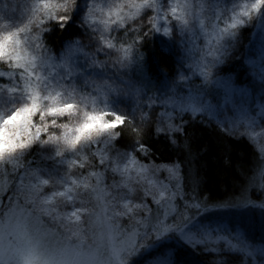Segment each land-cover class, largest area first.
<instances>
[{
	"label": "trees",
	"instance_id": "obj_1",
	"mask_svg": "<svg viewBox=\"0 0 264 264\" xmlns=\"http://www.w3.org/2000/svg\"><path fill=\"white\" fill-rule=\"evenodd\" d=\"M106 1L105 5L108 4ZM137 1L111 0L108 4L111 9L121 8L122 12L102 21L89 0H0V39L4 42L0 49V115L10 114L20 104L30 102L36 104L35 111L39 112L34 127L20 131L23 136H35L36 139L13 156L19 170L25 174H40L48 181L41 188L42 194L59 187L56 183L61 179L59 175L78 179L80 184L75 189L73 204L93 210L87 183L92 184L96 173L101 175V182L109 191L119 195L122 188L117 174L111 169L114 159L132 155L143 164L161 168L179 162L180 187L193 194L205 207L222 206L235 210V205L246 209L247 204L252 203L251 215L255 218L258 211L264 215V204L258 202L264 199V189L260 188L264 182V157L260 159L256 141L226 123L218 124L206 114L191 119L166 118L157 100L135 76L131 66L133 61L139 60L148 78L174 82L186 46L182 42L180 23L173 17L169 16L167 22L161 19L156 28L153 17L157 15L152 7H144L134 15L124 12ZM168 8V0H162L161 17ZM165 27L170 29L168 35L164 34ZM251 31V24L234 30L216 69L217 77H228L236 86H251L254 78L246 61ZM14 33L18 35L15 40L6 38ZM106 41H110L111 46ZM29 58H40L42 68L31 65ZM28 69L31 72H26ZM82 70L88 71L86 79L95 92L88 90L90 88L86 93L80 91L83 87L78 78ZM109 75L123 78L126 83L107 90L103 81ZM27 84L30 87L48 85L52 93L45 91L49 95L46 99L35 100L30 95L31 89L25 86ZM24 86L25 93L22 92ZM64 90L71 91L73 96H68ZM93 95L107 104V113L123 119L113 131L104 132L97 139L96 134H92L75 143L76 154L63 161L62 153L71 140V135L64 139L65 133L77 127L86 113L101 111L89 102ZM56 97H60L59 103ZM70 105L76 107L72 109L68 107ZM97 106L104 109L102 104ZM53 107L66 110L47 116V110ZM42 123L45 127L37 131ZM180 126L185 135L179 139L181 143L188 142L189 152L173 147L168 136L160 134ZM50 136L61 139L54 143L42 142L48 141ZM102 145L100 157L98 151ZM226 159L228 163H225ZM260 172L263 173L260 184L257 190H251V183H258ZM83 182L87 183L83 185ZM45 188L48 191H44ZM130 189V202L139 211L133 215L142 216L144 209L152 205L151 199L141 185H133ZM85 199L90 204L81 201ZM106 202L109 204L107 198ZM56 205L66 211L72 208L68 202L59 201ZM81 216L84 222L88 220L86 215ZM255 225L259 227L257 223L247 226ZM260 235L256 229L253 237L257 240ZM155 260L162 264H264L261 255L246 256L222 245L216 249L197 248L175 236L161 238L141 257L132 260V264H152Z\"/></svg>",
	"mask_w": 264,
	"mask_h": 264
},
{
	"label": "rangeland",
	"instance_id": "obj_2",
	"mask_svg": "<svg viewBox=\"0 0 264 264\" xmlns=\"http://www.w3.org/2000/svg\"><path fill=\"white\" fill-rule=\"evenodd\" d=\"M161 1L154 0L157 7H152L159 17ZM106 2L89 0L90 6L102 21L122 12L121 8L115 11L111 9L108 5L111 0H108L107 5ZM175 2L176 0H168L169 7ZM253 2L254 0H189L191 7L187 10L188 23L179 22L182 42L186 45L185 55L174 82H157L148 78L145 67L139 60L133 61L131 67L142 87L149 91L150 96L162 107L166 118L191 119L206 114L218 124L226 123L231 129L244 132L253 138L261 159L264 157V8L244 23L251 24L252 28L249 37L251 46L246 58L254 78L251 86H236L230 78L215 75L227 42L234 35V30L222 33L221 29L230 21L233 11ZM142 3L144 0H138L131 9L126 8L124 12L134 15L136 11L144 8L137 7ZM149 3H153V0H149ZM17 37L14 33V36L6 38L15 40ZM3 43L1 38L0 49ZM19 43L16 42L17 45ZM29 60L31 65L42 68L40 58ZM30 70L26 72H31ZM87 73L86 70L80 72L78 81L83 87L80 91L86 93L90 88L88 90L95 92L92 84L86 79ZM103 82L107 90L119 87L120 83H126L123 78L116 79L114 75H109ZM34 85L35 87H30L29 84L25 86L31 89L30 95L35 100L46 99L49 95L45 91L52 93L48 85ZM64 91L68 96H73L71 91ZM98 98L99 96L93 95V100L89 102L95 109L100 108L102 112H106L107 104L101 102V98L98 101ZM60 100V97H56L58 103ZM97 103L102 104L104 109L98 107ZM115 116L117 115L111 114V118L107 119L117 124ZM2 117L3 115H0V118ZM102 133L104 132L96 134V139ZM8 147L4 130L0 128V154ZM103 147L102 145L98 151L100 157ZM74 153L76 154L74 145L69 143L62 153V160L72 159ZM5 163L9 166L7 174L0 170V264H132V260L141 257L145 250L158 243L161 238L171 239L173 236L189 245H197V248L216 249L221 245L230 247L224 240L218 243L208 240L209 236H223L236 244L235 250L246 256L261 255L264 259V215L258 211L254 218L251 215L252 203H248L249 207L246 209L235 205V210L222 206L205 207L193 194L184 192L181 187L182 195L174 201L176 212L169 216L168 223H175L181 215H186L182 230L170 232L159 239L155 238L152 228L163 212L155 203L158 188L161 184H167L175 191L177 184L181 186L180 180L173 179L162 166L143 164L132 155L114 159L111 169L117 174L119 184L122 185L119 195L105 188L101 175L96 173L91 185L82 183H87L89 187L94 207L91 210L92 208L73 204L75 189L80 184L78 179L59 175L61 179L56 180L58 188L46 194H33L30 186L46 179L37 173L25 174L20 171L13 157L0 161V168H3ZM13 167L19 177L12 174ZM257 175L258 183H251V190L254 191L257 190L260 175L263 173ZM21 179L23 185L20 183ZM133 185L143 186L144 192L151 199L152 205L149 209L143 208L145 213L142 216L133 215L139 213L128 197ZM59 201L71 203L72 208L67 211L59 209L56 205ZM81 201L90 204L86 199ZM195 202L201 203L200 209L187 206ZM258 202L264 204V199ZM81 215H86L88 220L84 222ZM249 223H257L259 227H248ZM256 229L261 232L257 240L253 237ZM152 264L162 262L155 260Z\"/></svg>",
	"mask_w": 264,
	"mask_h": 264
},
{
	"label": "snow or ice",
	"instance_id": "obj_3",
	"mask_svg": "<svg viewBox=\"0 0 264 264\" xmlns=\"http://www.w3.org/2000/svg\"><path fill=\"white\" fill-rule=\"evenodd\" d=\"M139 7H157L154 3H149V0H144V3L137 6ZM191 5L189 4V0H176L174 4H172L168 9L165 10V15L163 17H153L154 26L159 28L160 20L163 19L167 22L168 17L171 16L175 20L187 24V10L190 8ZM264 8V0H254L251 4H244L240 7L238 11H233L230 21L221 29L222 33H228L230 30H235L239 26L243 25L246 20H251L254 14L260 12V10ZM63 22V21H61ZM170 29L168 27L164 28V34L168 35ZM106 43L111 46L110 41H106ZM18 91V90H17ZM69 108L74 109L75 105L68 106ZM36 104L34 102H30L28 104H20L18 107L13 109L10 114H7L0 118V128H3L5 133V140L6 143L9 145L5 151L0 154V161H7L10 157L15 156L17 153L22 152L24 149L28 148L33 141L36 139L35 136L25 137L21 134L20 129L27 128L30 129L35 125V119L39 116V112L35 111ZM66 109L64 108H49L47 110V116H55L59 112H63ZM111 114L102 112V111H94L91 113H86L83 121L74 129H71L65 133L64 139H67L69 135H71L70 143L74 145L81 139L87 138L92 134H99L101 132H110L113 131L118 124H113L109 119L108 116ZM123 118L120 116H115V120L117 122L121 121ZM45 125L42 123L41 126L36 129L37 131L43 130ZM66 127V126H62ZM161 135L168 136L169 143L178 149H181L185 152L190 151V146L187 141L181 143L179 137H183L184 129L183 126L178 128H170L168 132H161ZM61 137L50 136L48 141H42L43 143L49 142H57ZM144 150H146V146H144ZM135 163V161H132ZM225 163H228L227 159ZM170 174V176L178 180L181 174V165L179 162H176L172 165H164ZM9 166L7 163L4 164L3 168H0L4 173L7 174ZM12 174L16 177H19V173L17 172L16 168H12ZM20 183L23 185V180H20ZM47 180H42L39 183H33L30 186V191L33 194H42L41 193V186L47 185ZM260 188L264 189V182L260 184ZM44 191H48L47 188ZM158 198L155 199V203L159 205L162 209V215L156 220V225L152 228V233L155 238L159 239L170 232L173 231H181L183 222L187 219L186 215H181L179 221L175 223H168L169 216L176 212V207L174 205V201L178 196H181L182 193L180 191V185H176V190L173 191L172 188L169 187L167 184H161L157 191ZM47 202V199L45 200ZM189 208H201V203H189L187 205ZM127 207V206H125ZM147 207V206H146ZM208 240L212 243H218L221 240H224L226 244H228L233 249L236 248V244L228 241L223 236H217L212 238L211 236L208 237ZM202 241H197V243H201Z\"/></svg>",
	"mask_w": 264,
	"mask_h": 264
}]
</instances>
